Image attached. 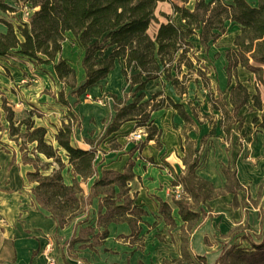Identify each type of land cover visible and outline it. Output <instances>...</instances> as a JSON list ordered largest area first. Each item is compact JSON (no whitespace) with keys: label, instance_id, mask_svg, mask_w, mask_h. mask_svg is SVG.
Listing matches in <instances>:
<instances>
[{"label":"trees","instance_id":"trees-1","mask_svg":"<svg viewBox=\"0 0 264 264\" xmlns=\"http://www.w3.org/2000/svg\"><path fill=\"white\" fill-rule=\"evenodd\" d=\"M164 1L167 0H0V11L4 13H15V7L34 10L28 16L27 22L17 27L0 21L7 28L4 34H0V57L16 50L17 54L26 57L35 65L53 64L57 79L65 86L75 89L74 71L61 58L56 61L61 53L65 34L71 33L77 47L83 52L81 67L85 76L84 84L72 92L75 96L82 95L88 87L104 80L113 69L114 62L121 59V74L131 88L135 87V92L139 95L131 104L111 96L115 115L106 126L103 137L117 132L124 123L135 121L138 127L148 129L146 141L154 140L155 133L160 134L150 121V115L154 111L172 108L184 123L192 122L182 105L174 103L162 93L153 95L147 101H143V94L140 93L146 82L163 76L178 95L184 94L176 89L179 85L177 76L182 68H192L193 63L188 56L193 49L189 42L191 37H197L200 45L207 49L209 43L216 42L225 34L226 21L240 27V33L233 42L235 51L226 53L228 84L232 77L230 70L237 67L254 74L261 82L262 69L258 66H264V0H257L255 7L250 6L246 0H229L230 4L227 5L222 0H194L193 10L185 7L190 0H180L181 6L169 2L173 14L180 16L184 27L176 26L168 16H164L168 23L160 24L156 36L152 39L147 30L155 20L154 11L157 4ZM106 51L109 52L105 56ZM131 71L135 73L131 74ZM172 72L177 76L173 77ZM158 98L160 99L157 101ZM57 102L67 108V114L54 136L57 144L55 149L44 139L46 130L34 127L31 115L15 125L12 121V110L6 106L4 100L2 101V109L9 114L6 116L9 136L19 146L21 154L25 148L23 143L18 144V139L23 137L28 144H35L32 153L35 161H39L37 154H40L56 165L48 175H43L39 166H34L35 171L27 174L28 179L36 183L32 190L34 202L49 213L59 228H64L73 218L84 214L94 198L101 197L100 208L103 207L106 211L104 214L98 213L97 232L95 233L91 226H86L73 240V244L88 242V237L93 236L98 245L107 238L106 228L110 223H127L131 228V235L136 237L141 230L139 223H142L145 213L132 206V201L127 196L126 184L134 177L131 169L128 168L123 173L101 170L99 175L94 148L82 150L71 144V136L75 129L80 128L81 121L65 100L62 91L58 93ZM249 102L261 112L259 127L264 131V101L260 100L258 94L250 97L247 89L236 80L231 89L229 103L222 102L225 109L223 113L230 119L227 127L223 129L227 136L231 134L232 126L241 121L239 110ZM22 128L24 133H21ZM60 150L65 152L68 160L72 176L70 185L63 182L61 173L64 166L58 156ZM22 162L32 164L33 161L22 154ZM183 162L186 169L179 179V185L185 195L180 199L173 198V203L184 224L191 225L199 219V214L192 211L194 206L217 198L223 193L232 194L233 205L236 206V196L242 186L234 170L222 167L221 173L226 183L223 189H216L195 174L197 157L190 162L185 158ZM89 180H92V183L88 195L83 197L81 183H87ZM158 214L166 225H174L171 210L166 203H159ZM261 218L264 221V211H261ZM180 239L179 260L190 264L186 249L187 238L181 235ZM249 244L253 252L231 247L221 254L216 264L227 258H231L232 264H254L252 259H256L258 252H261V257L256 264H264V227L261 243ZM199 260L203 261L200 258Z\"/></svg>","mask_w":264,"mask_h":264},{"label":"crops","instance_id":"crops-1","mask_svg":"<svg viewBox=\"0 0 264 264\" xmlns=\"http://www.w3.org/2000/svg\"><path fill=\"white\" fill-rule=\"evenodd\" d=\"M190 0L188 3H190ZM247 1V0H246ZM181 3V1H180ZM187 3V4H188ZM195 3V2H194ZM247 3L255 7L252 1H247ZM10 4V3H9ZM186 4V5H187ZM11 5V4H10ZM170 5V3H169ZM185 7L189 9L187 6ZM171 8V5L169 6ZM194 8V6H193ZM191 10V9H189ZM193 10V9H192ZM168 17L170 15H174L180 21L181 18L177 14H173L172 9L171 12H167ZM0 14L7 16L6 14L0 11ZM13 14V13H11ZM171 22L172 19L169 17ZM175 19V18H174ZM0 21H5L3 18H0ZM14 26V24L10 21H6ZM183 22V21H182ZM168 20L165 18V22L157 23V29L155 31L154 37L156 36L157 30L160 24H166ZM174 24V22H172ZM230 25L234 24L230 21ZM184 27V25L182 26ZM228 25L226 24V26ZM236 29V28H235ZM6 26L0 22V34H4L6 32ZM148 31V30H147ZM240 33L239 28L235 30V33H231L229 35H222L216 42L209 43L208 47L226 44L225 51L231 50L234 48L233 42L236 36ZM148 34V33H147ZM150 37V36H149ZM154 37L152 39H154ZM196 40L194 44L191 43L196 48V51L200 49L198 53H202V50H205L203 46L200 45L199 40L197 37L193 36ZM151 38V37H150ZM215 49V48H214ZM215 51H219L217 48ZM204 53V52H203ZM61 58L66 62V64L74 71L75 73V89H71L69 86H65L63 82L59 81L54 73L53 64L51 65H35L32 61L23 57L16 53V50L9 52L4 57H0V112L2 108V101L6 102V106H8L13 115L15 109L18 108V114L23 115L21 118L22 120L29 118L31 115V121L35 128H44L46 131L47 128L50 127L54 130V136L57 130L61 127V123L64 121V117L67 114V108L60 105L57 102L58 93L63 92L65 88L71 90V95H67V92L64 93L65 100L69 103L72 108V111L78 116L81 121V126L77 130L83 131V137L86 139L92 140L96 137L97 133H101V138L103 141L107 139H115V141L120 142L123 135L129 131L131 127L135 126V121L126 122L124 123L117 132L103 137L105 133L106 126L112 121L115 112L113 110V101L111 96L114 95L118 100L125 101L126 104H131L139 93L135 92V87L131 88L126 82L124 77L121 74V70L123 68V61L121 59L116 60L114 62L113 69L108 73L107 77L98 82L97 84L88 87L85 92L80 96L72 95V92L76 91L79 87H81L85 82L84 71L81 67V60L83 58V52L79 49L74 42V38L71 33L65 34V40L61 43V53L56 58ZM55 61V62H56ZM201 61V60H200ZM202 62V61H201ZM205 64V62H202ZM23 64V65H20ZM47 68L43 70V68ZM200 67V66H199ZM237 71L244 70L240 67L236 68ZM7 72V73H6ZM135 73L134 71L131 73ZM173 73V72H172ZM238 73V72H237ZM227 81L228 77L226 76ZM225 78V79H226ZM237 79V78H236ZM231 80V79H230ZM222 82L219 81V87ZM228 84V82H226ZM61 85L62 88H58L57 85ZM230 84V83H229ZM228 84V85H229ZM202 88V83L199 84ZM64 87V90H63ZM140 93L143 94V101L149 100L153 95L157 93H162L164 96L170 98L172 101L173 99L177 98L179 100L180 105L184 107L185 100L184 98L181 99L178 97V94L174 90V88L166 82L163 76H160L157 79L148 81L145 83L143 91ZM132 95V99H130ZM184 95V94H183ZM99 97L104 96L105 100L107 101V109L110 107L111 109V121L105 125V128L99 129L98 131L95 128H91L88 123L86 122L87 118L83 117L81 114L82 109L80 107L82 103L80 100H83L85 97ZM110 97V99H109ZM189 99V98H187ZM109 100V101H108ZM174 102V101H173ZM175 103V102H174ZM229 103V102H228ZM20 104V105H18ZM177 104V103H176ZM17 105V106H16ZM185 109V108H184ZM186 111V110H185ZM187 112V111H186ZM40 114L37 116L35 114ZM66 113V114H65ZM164 113V115L169 118L170 123L177 125V127H169L167 126V121H162L159 119L158 115ZM190 116V114L187 112ZM101 115V114H100ZM83 117V118H82ZM158 117V119H157ZM3 118V116H2ZM191 118V116H190ZM4 119V118H3ZM88 119L91 118V114L88 115ZM102 119V118H101ZM15 120V116H14ZM21 120V121H22ZM158 120V121H157ZM192 120V118H191ZM151 123L156 126V128L160 131L161 134V141L165 144L164 148L167 147L170 157L167 158L172 165L177 166H170L173 167L175 172L179 173V179L185 173V164L183 160L187 158L186 156V149L183 146L184 139L189 141L190 133L187 131L183 135L181 134V130L183 125L186 124L183 120L177 115L176 111L172 108H164L158 111H154L150 115ZM19 122V121H18ZM262 138L264 139V131L261 129ZM6 131L2 133L0 131V141H3L4 138H7ZM91 135V137H90ZM74 133L71 136L73 138ZM88 137V138H87ZM15 144V148L18 146L15 142H11ZM55 146L53 148H57V144L54 140ZM72 144V142H71ZM76 147L82 150H88L91 147L94 148L96 151L95 158L100 154L98 147L92 144L90 141H85L83 138L81 142ZM154 141H146L143 142L139 153H141L142 157H154L155 159L158 158L162 151H156L153 148ZM32 145H35L34 143ZM54 145V144H53ZM73 145V144H72ZM18 149V148H17ZM19 150V149H18ZM171 150V151H170ZM180 153V156H183L182 160L181 157L178 158L176 156V151ZM164 151V150H163ZM64 152V151H63ZM115 150L107 151L106 154L102 155L104 160V165L107 169L101 170H112L117 173H123L126 168L125 166H121L118 168L117 166H113L111 164L110 158L113 157V153ZM40 155V154H39ZM174 157H171V156ZM42 156V155H40ZM44 157V156H43ZM198 159L197 168L200 166H209V172L204 173H196L195 174L211 183L213 187L216 189H223L225 186V178L221 173L222 167H228L227 165H221V168H215V162L213 156L209 157L208 151L202 152L201 159ZM188 162V161H187ZM196 168V169H197ZM215 168V169H214ZM132 172V167H130ZM230 169V168H229ZM97 171L100 175V171ZM231 170V169H230ZM34 166L32 164L23 163L22 162V154L20 151H15L14 153H6L2 149H0V264H47L46 257H45V249L48 245L49 251L48 256L53 259L54 264H72L68 257H65L63 254L60 255V252L57 248L56 241L60 237L67 236L71 232L69 230L68 225L64 228H59L57 223L50 217L49 213L44 211L43 209L39 208L36 203L34 202V197L32 194L33 188L36 186V183L31 182L28 179L27 174L34 172ZM236 172V178L240 185L242 186L237 173L239 174V169L234 170ZM133 179L137 180V176L132 172ZM250 176H256L255 171L250 173ZM132 180L128 181L126 184L127 188V196L132 201V206L141 209L145 215L142 217V223H139L140 232L137 236L144 237V247L138 250H132L135 253V262L141 264H151L150 255L148 254L147 250L152 248V240H153V233H157V227L159 230L163 229L161 234H166V239L170 240V235L175 233L176 229H181V234L178 237V243L172 245L173 250H169V242L167 244L161 243L159 241L155 242L158 244V247H155V257L159 262L163 261L164 264L166 262L163 259H173V261H177L181 259V235H184V232H189L187 238V253L190 258V264L195 263L197 260L202 259L204 264H216L217 259L223 254L224 251L228 250L230 245L218 249L214 244H206L205 239L206 237H213L216 234L224 235L230 230H233L236 226L240 223V216H238V208L237 205H233L234 196L230 193H225V195H221L217 198H224L225 197V210L217 211L214 213L215 217L208 222V224L204 223L202 226H199L195 229V227L191 230H187L178 214V209L173 203V199H166L162 192L156 191V199L151 200L146 195L147 190H154L155 186L143 184V186L137 182V184L133 186ZM88 183V182H87ZM81 183V188L83 184ZM92 183V180H91ZM90 183V185H91ZM66 184V183H64ZM69 184L66 185H70ZM88 186V192L89 187ZM143 191V193H142ZM88 192L84 194L82 189V196L86 197ZM240 192V191H239ZM116 193L118 190L116 189ZM224 194V193H223ZM238 195V194H237ZM237 197V196H236ZM101 197H97L94 199L98 200V210L96 212L97 216L98 213L101 214L105 213V208H100L102 206V202L100 201ZM215 199L218 201V199ZM93 199V200H94ZM214 199V198H213ZM92 200V201H93ZM164 202L166 203L170 210H171V217L173 219L174 225L171 227L166 225L162 216L158 214L159 203ZM216 203L222 202H215L208 200L203 204L200 205H210L209 207L214 208L216 207ZM92 204V202H91ZM89 205V207L91 206ZM224 205V204H223ZM88 207V208H89ZM88 208L85 211V216L88 215ZM237 210V211H236ZM195 213L199 214L198 212L193 209ZM236 211V212H235ZM264 211V210H262ZM236 213V214H235ZM259 219L262 221V229H261V240H262V231L264 227V221L261 218V213L258 216ZM200 215H199V219ZM197 220V221H198ZM195 221L193 225L197 222ZM159 223L157 226H153L154 223ZM97 223V222H96ZM152 228L148 229V226ZM86 226H91L87 225ZM82 227L80 232L74 237L75 240L81 233L82 229L86 228ZM162 226V228H161ZM95 229V233L97 232L96 227L91 226ZM182 227V228H181ZM166 228V229H165ZM108 236L105 240L100 241L97 245L96 242L93 244L92 238L93 236L88 237V242H78L73 244V240L71 243L68 244V247L75 246V245H90L91 250H88L89 253H83L85 257L88 259H96L97 264H105V259H108V264H113L117 262L118 264H125L128 260L127 255L124 254L126 245L120 244L117 240L118 237H129L131 235V228L125 222L119 223H110L107 226ZM180 231V230H179ZM185 236V235H184ZM94 239V238H93ZM248 242H252L251 239L247 237ZM261 243V242H260ZM149 245V248H148ZM259 245V244H258ZM163 251L164 253H159ZM215 251V252H214ZM79 255V253H77ZM106 255V256H103ZM116 258V260H113ZM129 264H133L131 259H129Z\"/></svg>","mask_w":264,"mask_h":264},{"label":"rangeland","instance_id":"rangeland-1","mask_svg":"<svg viewBox=\"0 0 264 264\" xmlns=\"http://www.w3.org/2000/svg\"><path fill=\"white\" fill-rule=\"evenodd\" d=\"M208 2L209 0H205ZM252 1L254 5H257V0H247ZM169 2H172L178 6H181L180 0H167L164 2H159L155 8L154 16L155 20L151 22L148 28V35L153 38L155 31L157 29V23L165 22V17L168 16L167 12H171V8L169 7ZM194 0L188 3L186 6L189 9H193ZM224 4H230L229 0H222ZM11 6H14L10 3ZM16 12L13 14H0V18H3L5 21H10L14 24V27L21 25L22 23L27 22V18L31 15L34 10L30 8H19L15 7ZM172 22L176 26L182 27L184 23L180 21L174 15H170ZM175 18V19H174ZM224 23L228 27H225V34L229 35L231 33H235V30L240 27L236 24L230 25V23ZM236 28V29H235ZM190 42L194 44L196 40L194 37H191ZM193 49L190 50V54L188 55L192 61V68L187 70L182 68L181 73L177 76L174 72L171 73L173 77L178 78L179 85H177V90L184 92V95H178L179 98L185 100L184 108L190 114L192 118V122L188 124H184L181 130V134L183 135L187 131H189L190 136L189 141L184 139L183 146L186 149V160L190 162L195 157L201 159L202 152L208 151L209 157L212 155L215 168H221V165H227L231 170H238L239 180L242 184V190L238 192L236 197L237 200V210L238 216H240L239 225L236 226L233 230H230L224 235L216 234L213 237H206V244H214L217 248L221 249L230 245V247H235L238 249H243L249 252H253L249 242L247 241V237L252 240L255 245L260 244L261 242V229H262V221L259 219V215L262 210H264V139L262 138V131L259 127L261 112L255 109L252 106V103L249 102L247 106L241 108L238 112V116H240L241 121L234 124L231 128V134L227 136L223 129L227 127L229 124V117L226 116L224 112V108L222 106V102H229L230 93L232 87L235 85V81L238 80L248 91L250 97L256 94L259 95L261 101H264V66H258L262 69L261 78L262 81H258L254 74L247 72L246 70L231 69L230 75L231 80L228 85L227 81V60L226 53L224 49L226 48V44H220L212 47H208L207 49L202 50V53H198L200 51L197 50L193 45ZM217 48L219 51H215ZM235 51V47L231 49V51ZM230 51V50H228ZM109 51H106L104 55L106 56ZM204 52V53H203ZM202 62H205L202 63ZM34 64V63H33ZM23 65V64H20ZM200 66V67H199ZM257 66V65H256ZM47 68H43L45 70ZM133 71H131L132 73ZM238 72V73H237ZM7 73V72H6ZM226 78V79H225ZM237 78V79H236ZM219 81H221L222 85L219 87ZM202 83L203 87L201 88L199 84ZM58 88H62L61 85H57ZM64 90V87H63ZM67 92V95H71V90L66 89L64 93ZM1 94V93H0ZM166 94L164 93V96ZM122 100V96L120 97ZM189 98V99H187ZM101 100L102 104H98L97 100ZM110 99V97H109ZM132 99V95L130 97ZM160 98L157 99V101ZM109 101V100H108ZM173 101L177 104L179 100L177 98L173 99ZM82 103L80 110L82 109L83 117H86L91 128H95L97 131L99 129L105 128L111 121V109L110 107L107 109V101L104 96L99 97H91L87 96L83 100L79 101ZM20 105V104H18ZM17 106V105H16ZM18 108L15 109L16 114L14 113L12 121L15 125L20 122L23 117L22 113L18 114ZM14 112V111H13ZM66 114V113H65ZM91 114L92 119H88V115ZM101 114V115H100ZM9 114L5 112L1 108L0 112V131L4 133L6 131L7 138H4L3 141H0V149L5 151L6 153H14L15 151H19V146L15 148L14 139L9 136V124L6 121V116ZM40 116V114H35ZM3 116V118H2ZM15 116V120H14ZM82 117V118H83ZM159 119L162 121H167V126L169 127H177V125L170 123L169 118H167L164 113L158 115ZM157 117V119H158ZM102 118V119H101ZM158 121V120H157ZM138 123L135 122V126L131 127L128 132H126L121 138L120 142L115 141V139H107L103 141L101 138V133H97L96 137L92 140L86 139L83 137V131L75 129L74 136L71 139L73 146L79 145L78 142H81V139L85 141L92 142L93 145L98 147L100 154L95 158V164L98 167V170L107 169L104 165V158L102 155L106 154L107 151L115 150L113 153V157L110 158L111 164L113 166H117L121 168V166H125L124 168L128 169L132 167V172L137 176V180H132L133 188L134 185L139 182L142 186L143 184L155 186L154 190H147L146 195L151 200L156 199V191L162 192L163 196L166 199H173L176 196V192L180 191L182 196H184L183 188L179 185V173L175 172L173 167L177 166L172 165L167 158L170 157L168 152L169 149L164 148L165 144L161 141V134L155 133L154 135V144L153 148L156 151H162L158 158L154 157H142L139 150L145 142L148 129L144 127H138ZM45 135V141L48 145L55 146L53 135L54 130L50 127L47 128ZM21 133H24V128L21 129ZM140 134V139H134L133 134ZM91 137V135H90ZM88 138V137H87ZM1 139V137H0ZM20 143H23V148L25 150L22 154L26 155L27 158L31 159L33 166H39L42 170L43 175H48L52 172L53 168H56V165L51 161L47 160L45 157L37 154L39 161H35V156L33 153V149L35 145L28 144L25 138L18 139ZM54 144V145H53ZM15 146V147H14ZM164 150V151H163ZM171 151V150H170ZM176 151V150H175ZM58 156H60L61 162L64 166L62 170V178L63 182L69 184L72 180V176L70 173V167L67 164V157L65 152L60 150L58 152ZM176 156L178 158L180 153L176 151ZM180 156V157H179ZM171 157H174L173 155ZM214 168V169H215ZM256 176H250V173L254 172ZM204 173L209 172V166H198L196 169V173ZM91 180L88 181L87 184L82 185V189L84 194L88 192V186L90 185ZM143 193V191H142ZM225 195V193L223 194ZM212 199L216 203V207L211 208L210 205H200L194 206L196 212L199 213L201 220H198L194 225H184L186 228H190L191 230L195 227V229L199 226H202L204 223L208 224V222L215 217V212L225 210V197L217 198L218 201ZM211 201V200H210ZM98 210V200L94 199L92 201L91 206L88 208V215L82 214L73 218L69 222V230L70 234L67 236L60 237L57 239L56 244L57 248L60 252V255L63 254L65 257L71 259L72 264H97L98 261L96 259L87 258L83 255V253H89L88 250H91L90 245H75L73 247L68 244L74 239V237L80 232L82 227L87 225H91L96 227L97 222V212ZM236 210V211H237ZM235 211V212H236ZM236 214V213H235ZM86 220V223L84 221ZM159 223H154L153 226H157ZM152 228L150 225L148 229ZM162 228V226H161ZM182 228V227H181ZM166 229V228H165ZM157 233H153L152 240V248H148V254L151 256L150 261L151 264H164L163 261L159 262L157 257H155V247H158V244L155 242L159 241L161 243L167 244L169 242V250H173L172 245L178 243V237L181 234V229H176L175 233L170 235V240L166 239V234H161L162 230H159L157 227ZM180 230V231H179ZM190 230L188 232H184L185 236H188ZM93 244L96 242L95 239H91ZM117 240L120 244L126 245L124 254L127 255V262L125 264H129V259L133 262V264H141L135 262V253L132 250L142 249L144 247V237L142 236H129V237H118ZM215 252V251H214ZM79 253V255H77ZM159 253L163 254V251L159 250ZM259 255L261 252H258ZM256 256V259H252L251 261L256 264L258 262V258L261 256ZM106 256V255H103ZM116 260V258H113ZM166 264H185L184 260H177L176 262L173 259H163ZM97 261V263H96ZM108 259H105V264H108ZM234 264H238L237 262H233ZM110 264V263H109ZM113 264H118L114 262ZM193 264H204L203 261L197 260ZM219 264H232L231 258H227L223 260Z\"/></svg>","mask_w":264,"mask_h":264},{"label":"built area","instance_id":"built-area-1","mask_svg":"<svg viewBox=\"0 0 264 264\" xmlns=\"http://www.w3.org/2000/svg\"><path fill=\"white\" fill-rule=\"evenodd\" d=\"M97 102H98V104H102V101L101 100H97ZM140 134H136V133H134L133 134V138L134 139H140ZM182 197V193L180 192V191H177L176 192V196H174L173 198L174 199H180ZM49 247H50V245H48L47 247H46V249H45V252H44V254H45V257H46V261H47V264H54V261H53V259L52 258H50L49 256H48V251H49Z\"/></svg>","mask_w":264,"mask_h":264}]
</instances>
